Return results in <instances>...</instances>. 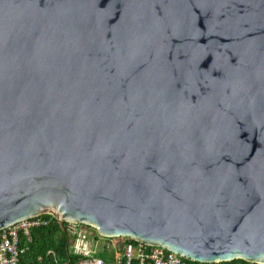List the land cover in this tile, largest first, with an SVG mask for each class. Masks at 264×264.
I'll return each mask as SVG.
<instances>
[{
  "label": "water",
  "instance_id": "obj_1",
  "mask_svg": "<svg viewBox=\"0 0 264 264\" xmlns=\"http://www.w3.org/2000/svg\"><path fill=\"white\" fill-rule=\"evenodd\" d=\"M44 214L264 264V0H0V231Z\"/></svg>",
  "mask_w": 264,
  "mask_h": 264
},
{
  "label": "built area",
  "instance_id": "obj_2",
  "mask_svg": "<svg viewBox=\"0 0 264 264\" xmlns=\"http://www.w3.org/2000/svg\"><path fill=\"white\" fill-rule=\"evenodd\" d=\"M57 222L50 214L35 216L12 228L0 231V264H19L23 253L20 240H30V232ZM58 223V222H57ZM65 231L69 238L68 249L78 259L73 264H186L183 257L161 247H151L125 237L106 238L98 247L101 237L94 227L66 222ZM101 251H109L113 258L105 261L98 256Z\"/></svg>",
  "mask_w": 264,
  "mask_h": 264
},
{
  "label": "trees",
  "instance_id": "obj_3",
  "mask_svg": "<svg viewBox=\"0 0 264 264\" xmlns=\"http://www.w3.org/2000/svg\"><path fill=\"white\" fill-rule=\"evenodd\" d=\"M68 236L64 234L57 222L46 227L35 228L30 232V240L21 239L19 248V264H73L78 258L68 249ZM98 256L105 261H111L113 255L109 251H101ZM186 264H206L185 260ZM212 264H252L243 260Z\"/></svg>",
  "mask_w": 264,
  "mask_h": 264
},
{
  "label": "rangeland",
  "instance_id": "obj_4",
  "mask_svg": "<svg viewBox=\"0 0 264 264\" xmlns=\"http://www.w3.org/2000/svg\"><path fill=\"white\" fill-rule=\"evenodd\" d=\"M106 240V238L103 237H99L98 238V247L100 248V246L104 243V241Z\"/></svg>",
  "mask_w": 264,
  "mask_h": 264
}]
</instances>
